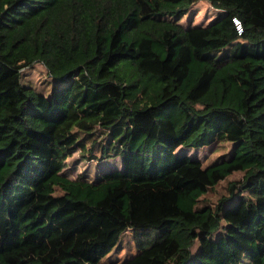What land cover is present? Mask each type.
<instances>
[{
  "label": "trees",
  "instance_id": "1",
  "mask_svg": "<svg viewBox=\"0 0 264 264\" xmlns=\"http://www.w3.org/2000/svg\"><path fill=\"white\" fill-rule=\"evenodd\" d=\"M127 231L121 264H264V0H0V264H102Z\"/></svg>",
  "mask_w": 264,
  "mask_h": 264
},
{
  "label": "rangeland",
  "instance_id": "2",
  "mask_svg": "<svg viewBox=\"0 0 264 264\" xmlns=\"http://www.w3.org/2000/svg\"><path fill=\"white\" fill-rule=\"evenodd\" d=\"M218 15V11L211 7L205 1H198L194 3L188 10L185 17L178 19L179 23L184 25H205L211 21L213 16ZM224 50L210 52L209 55L220 57ZM22 81L27 88L34 90L45 97L50 94L54 81L47 75L46 70L40 63H35L31 68L24 69L22 71ZM227 151V145L215 144L210 148L195 149L181 147L179 153L186 154L190 158L196 157L203 163L207 164L212 160H215L221 153ZM118 168H121V159L117 158ZM66 172L71 177H77L82 175L88 178L90 181L96 180L98 173L101 170L113 167L111 161H103L102 164H95L93 161H86L82 159L78 152L72 154L67 160ZM108 166V167H107ZM105 168V169H103ZM99 169V170H98ZM229 180L238 179L239 176L235 173ZM226 182L219 183L212 191H209L205 198L210 204L216 203L218 198L225 194ZM198 250V241H196L191 248L194 255ZM136 253V247L132 238V233L127 231L120 236L118 243L113 249L101 259L102 264H121L132 255ZM248 260L243 261L241 264H247Z\"/></svg>",
  "mask_w": 264,
  "mask_h": 264
},
{
  "label": "built area",
  "instance_id": "3",
  "mask_svg": "<svg viewBox=\"0 0 264 264\" xmlns=\"http://www.w3.org/2000/svg\"><path fill=\"white\" fill-rule=\"evenodd\" d=\"M232 23H233V25L235 27V30H236L237 34L240 35L241 32H242V27H241L240 22L238 21V19L233 18L232 19Z\"/></svg>",
  "mask_w": 264,
  "mask_h": 264
}]
</instances>
